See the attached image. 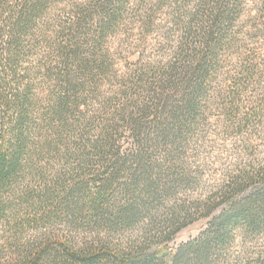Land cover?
Here are the masks:
<instances>
[{"label":"trees","instance_id":"16d2710c","mask_svg":"<svg viewBox=\"0 0 264 264\" xmlns=\"http://www.w3.org/2000/svg\"><path fill=\"white\" fill-rule=\"evenodd\" d=\"M239 232L264 236V0H0V264H229Z\"/></svg>","mask_w":264,"mask_h":264},{"label":"rangeland","instance_id":"374dc122","mask_svg":"<svg viewBox=\"0 0 264 264\" xmlns=\"http://www.w3.org/2000/svg\"><path fill=\"white\" fill-rule=\"evenodd\" d=\"M207 219H202L192 223V225L183 229L176 238L170 243L171 247L176 248L181 243H185L193 238L198 237L207 227ZM233 247L230 250L231 261L229 264H243L247 258L251 257V252L259 251L260 246H264V236H260L258 239H245L243 232L237 233Z\"/></svg>","mask_w":264,"mask_h":264}]
</instances>
